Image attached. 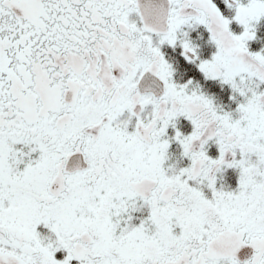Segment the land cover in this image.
Here are the masks:
<instances>
[{"label": "snow or ice", "instance_id": "6c2138e0", "mask_svg": "<svg viewBox=\"0 0 264 264\" xmlns=\"http://www.w3.org/2000/svg\"><path fill=\"white\" fill-rule=\"evenodd\" d=\"M0 264H264V0H0Z\"/></svg>", "mask_w": 264, "mask_h": 264}]
</instances>
